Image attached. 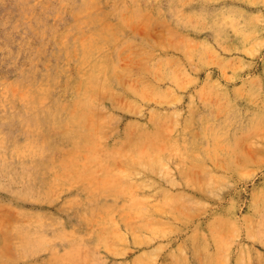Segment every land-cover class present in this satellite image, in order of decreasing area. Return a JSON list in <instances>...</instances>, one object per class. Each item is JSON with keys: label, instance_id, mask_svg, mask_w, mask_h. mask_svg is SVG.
Wrapping results in <instances>:
<instances>
[{"label": "rangeland", "instance_id": "rangeland-1", "mask_svg": "<svg viewBox=\"0 0 264 264\" xmlns=\"http://www.w3.org/2000/svg\"><path fill=\"white\" fill-rule=\"evenodd\" d=\"M0 264H264V0H0Z\"/></svg>", "mask_w": 264, "mask_h": 264}]
</instances>
